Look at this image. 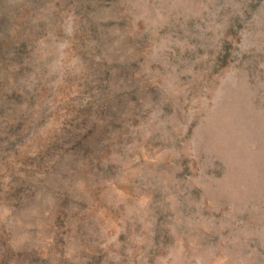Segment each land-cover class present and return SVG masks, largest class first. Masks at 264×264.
<instances>
[{"label": "rangeland", "instance_id": "374dc122", "mask_svg": "<svg viewBox=\"0 0 264 264\" xmlns=\"http://www.w3.org/2000/svg\"><path fill=\"white\" fill-rule=\"evenodd\" d=\"M0 264H264V0H0Z\"/></svg>", "mask_w": 264, "mask_h": 264}]
</instances>
